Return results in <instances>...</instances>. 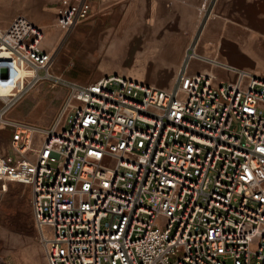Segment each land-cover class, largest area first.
Here are the masks:
<instances>
[{"label":"built area","instance_id":"obj_1","mask_svg":"<svg viewBox=\"0 0 264 264\" xmlns=\"http://www.w3.org/2000/svg\"><path fill=\"white\" fill-rule=\"evenodd\" d=\"M94 1L56 0L57 26L69 35ZM44 38L22 14L0 29V181L31 188L47 264H264V76L213 84L185 62L169 87L78 83ZM42 82L67 95L39 140L5 116Z\"/></svg>","mask_w":264,"mask_h":264},{"label":"crops","instance_id":"obj_2","mask_svg":"<svg viewBox=\"0 0 264 264\" xmlns=\"http://www.w3.org/2000/svg\"><path fill=\"white\" fill-rule=\"evenodd\" d=\"M56 11V0H0V29L18 14L42 28L52 24V42L45 32L42 47L55 53L52 70L66 80L88 83L115 73L169 87L168 75L185 62L188 74L210 75L213 84L234 81L241 69H264V0H97L59 49ZM68 55L76 61L63 62ZM75 64L88 74H69ZM45 86L32 92L39 96ZM11 130L0 126V155L12 154ZM30 199L28 185L0 181V255L47 264Z\"/></svg>","mask_w":264,"mask_h":264},{"label":"rangeland","instance_id":"obj_3","mask_svg":"<svg viewBox=\"0 0 264 264\" xmlns=\"http://www.w3.org/2000/svg\"><path fill=\"white\" fill-rule=\"evenodd\" d=\"M83 23L84 21L78 23L73 28L72 31L77 29V27ZM43 28L46 32L47 42H52V39L48 37L49 34H47L48 31L52 32V24L51 26H47ZM53 28L56 29L55 31L59 32L60 34L61 42L59 46L57 47V49H59V47H63L70 41L71 39L70 34L72 31L68 35V34H65L63 30L61 29L59 30L57 27L55 28V26ZM97 42L96 41L94 42L95 46ZM42 46H43V43H42ZM92 49L93 48H90L89 50H92ZM71 60L76 61L75 58L73 59L70 55H68V57L66 59H63L62 61L69 62ZM249 71L264 76V69L259 70V71H256V70H249ZM88 72L89 71H81L80 69L78 70V66L75 64V69L69 72V74H73V75L88 74ZM141 73L143 74V72ZM175 75L176 73H170L168 75V78L166 79V81L169 82L171 80L169 85L173 83ZM45 83H46V86L43 89V92L41 93V95L37 96L36 94L32 92L37 88L36 86L29 93H27L17 104H15L11 109H9L5 117L13 121L26 123L36 128V130H40V131L46 130V128H48V126L54 121L59 111V108L61 107L67 95V89L60 84L54 87H51L48 85L47 82ZM0 126H3L1 121H0ZM36 134H38L37 131H36ZM1 257L2 259L0 260V264H24L23 262H15L14 259L9 258V257L7 258L3 256ZM38 264H45V263L39 262Z\"/></svg>","mask_w":264,"mask_h":264},{"label":"bare ground","instance_id":"obj_4","mask_svg":"<svg viewBox=\"0 0 264 264\" xmlns=\"http://www.w3.org/2000/svg\"><path fill=\"white\" fill-rule=\"evenodd\" d=\"M44 136H45L44 132L38 131V138H39V140H42Z\"/></svg>","mask_w":264,"mask_h":264}]
</instances>
